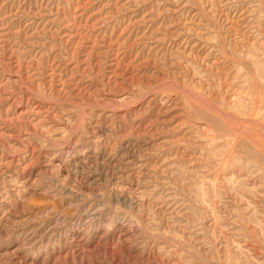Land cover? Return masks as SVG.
Segmentation results:
<instances>
[{"label":"rangeland","instance_id":"rangeland-1","mask_svg":"<svg viewBox=\"0 0 264 264\" xmlns=\"http://www.w3.org/2000/svg\"><path fill=\"white\" fill-rule=\"evenodd\" d=\"M0 264H264V0H0Z\"/></svg>","mask_w":264,"mask_h":264}]
</instances>
